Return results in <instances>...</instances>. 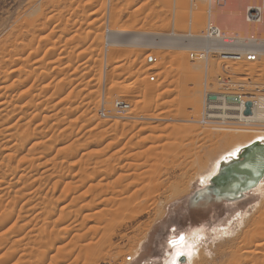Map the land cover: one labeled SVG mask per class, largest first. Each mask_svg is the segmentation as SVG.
Segmentation results:
<instances>
[{"label": "rangeland", "instance_id": "rangeland-1", "mask_svg": "<svg viewBox=\"0 0 264 264\" xmlns=\"http://www.w3.org/2000/svg\"><path fill=\"white\" fill-rule=\"evenodd\" d=\"M221 2H214L218 10L209 17L225 26L226 33L264 31V21L248 25L242 19L244 5H263L264 0L224 1L232 7ZM208 6V2L199 1L193 8L188 0H0V86H5L0 87V100L7 105L0 109V264H26L33 260L31 251L45 238L38 232L39 226L49 214H38L34 205L40 201L53 209L65 184H71V191L65 200L60 199L59 206L81 194L87 182L74 187L81 176L77 171L84 166L91 171L103 157L117 150L122 159L107 160L106 165H137L135 170L144 172L145 181L151 179L153 183H187L178 195L161 203V215L153 217L154 211H150L126 223H116L104 241L100 239L104 247L97 243L102 247L95 253L100 258L94 254L96 260L89 257L87 264H199L202 256L207 264L230 262L247 224H252L250 218L253 220L264 210V191L250 189L233 198H218L211 191L206 192V182L197 175L230 147L232 140L227 139H253L258 131L213 130L196 122L206 75L193 67L184 49L193 46L187 33L203 30ZM106 28L124 30L116 34L111 30L110 34ZM181 63L199 75L197 85L182 80ZM209 64L208 82L213 84L209 88L215 90L223 72L217 59H211ZM231 70L236 76H225L233 81L264 84V56L257 62L233 63ZM151 72L156 76L154 81L148 80ZM192 87L199 89V103L195 113L190 114L185 90ZM116 100L128 103L129 108L118 114L114 109ZM102 110L106 116H101ZM158 113H162L161 117H157ZM109 140L113 144L110 149L106 147ZM97 167L98 170L103 166ZM100 177L86 181L88 185L98 180L105 183L112 176L104 181ZM90 192L80 195L62 215L68 221L75 213L82 223L76 231L87 236L91 231L87 233L85 229L94 219H84V213L99 208L92 205L93 200H99L98 195L95 197L97 192ZM90 194L95 197L93 200ZM69 208L73 213L68 212ZM243 218L249 220L246 226ZM148 220L152 221L149 227H142ZM50 228L51 224L47 226ZM38 235L43 237L39 240ZM87 236L81 240L66 238L68 246L51 243L41 264H83L85 259L78 249L82 243L91 242ZM180 236L189 254L184 250L177 254V261L175 254L169 259L175 244L172 241ZM59 245L65 251L59 250ZM49 256L54 258L50 261Z\"/></svg>", "mask_w": 264, "mask_h": 264}, {"label": "bare ground", "instance_id": "bare-ground-1", "mask_svg": "<svg viewBox=\"0 0 264 264\" xmlns=\"http://www.w3.org/2000/svg\"><path fill=\"white\" fill-rule=\"evenodd\" d=\"M188 1L190 2L191 6L193 8H194L195 4H197V2H199V1L208 2V5H209L208 8L206 9L207 19H206V23L204 25L203 30L200 31L199 33H193V34H192V32L187 33L188 36L191 39L190 43H193L192 44L193 46H189L188 45L184 49L185 51H187L188 59L192 62V64H194L193 67L195 69H197V70H201L202 69L204 71L205 75H206L204 77L205 80L203 82L204 89H203L202 98H201V106H200L201 108H200V112H199V118H198V120L196 119L197 120L196 122L199 123L201 126L208 127V128L213 129V130H226V131H235V132H238V131L255 132L256 130H258L257 132L254 133V135H256V134L257 135L253 139L248 137V139L245 138L246 140H241L240 137H243V135L238 137L240 139H237V140H235L237 137L235 138L233 136L234 137V142H233V138L231 139V137L229 139H227V140L225 139L228 142H229V140H232V142L230 143V147L228 146L229 148L228 149L226 148L224 150L225 153L223 152V154L217 160H215L212 165L210 164V166H209L210 169L209 168L208 169H204V170H206L205 172H202L201 174L197 173V175H199L198 177H199V179H201V181L203 183L206 182V184H207V187L205 189V190H207L206 192L211 191L213 193V195H215V197H218V198L221 197V196H224V195H228L231 192H232V194L235 192V195H231L232 197H227V198H233V196L236 197V196L242 195L244 192H246V191H248L250 189H252V190L254 189V190H257V191H259V190L260 191H262V190L264 191V185H263V183H264V175H261L262 177L260 179V177H258V176L256 177V174H255V172H258V170L260 171L264 167V94H258V95L257 94H252V96H250V94H247L248 96L245 95L247 103H249V107H248L249 111L245 112L248 115H244L243 113H241L239 111L231 112V113H228V112L222 113L221 111H223L225 109L226 104L225 103H221V102H218L220 104V110H214L213 109V104L216 103V102L212 101L211 99H208L209 96L212 97V95L220 93V91L222 89L221 80L230 81L231 85H233V86L237 85V84H243L244 88L246 90H249V89L253 88L254 86H259V87L264 86V84L263 85H260V84H246V83H242V82L233 83L232 82L233 80L231 78H228V77L225 76V74H227V75L230 74L231 76H236V73L231 70V64H233V63L235 64V63H239V62H257V61H259L261 59V57L264 56V31L263 32L262 31L261 32H249V33H244L243 35H240V34H235L234 35L233 31L230 32V33H226L224 31V29H223V28H225V26H221L220 24H218L216 21L213 20L214 18L211 19L209 17V15L213 17V15L216 12V10H218L217 6L215 7V5H214L215 3L214 2L215 1H220V2L222 1L221 3H227V2H224L225 0H188ZM179 3H180V1H179ZM227 4L230 5L229 3H227ZM249 6L258 7L262 11L263 17H262V20H261V22L259 24L251 22V20H249L247 18L246 9ZM263 8H264V4L262 5L261 3H258V2H251V3H248V4L244 5V7L242 9V19H243V21L246 24H248V25H260L264 21L263 20L264 19V10H263ZM191 13H192V11H191ZM207 21L209 23L213 22V25L210 26L209 29L207 28L208 31L207 30L205 31ZM244 29H245V27H244ZM106 30L109 33H110L111 30H114V32L116 34V31L120 32V31H123L124 29L123 30H120V29L117 30V29H113V28H106ZM209 31H211V32H209ZM114 32H113V34H114ZM105 40H106V38H105ZM87 45H89V44H87ZM112 51H114V50H112ZM223 51H235V52L250 51V52H252V53H254L256 55L257 59H255L253 61H249V60H246V59H241V60H237V61H227L226 62V67H225V65L221 62L220 56H219L220 52H223ZM115 52H111V53H115ZM107 54H108V52H107ZM191 54H192V56H191ZM77 58H78V56H77ZM109 59H111V58H109ZM211 59L212 60L213 59H217L219 61V67L221 68V70L223 72V75L220 76L218 78V81L216 82V89L215 90L210 89L211 87L209 88V85H213V84L208 82L209 81L208 80V72H210V71H208V69H210L209 67H211L210 66L211 64H209V61ZM94 65H95V63H94ZM185 65H184V63H181L179 65V70L182 72V73H180V75H182V78H183L182 80H184V81L186 80V81H189V82L191 81L192 83L197 85L199 83V79H200L199 75L195 74L196 72L192 73V71L188 70ZM47 71H48V69H47ZM193 72H194V70H193ZM199 73H200V71H199ZM183 75H185V76H183ZM235 82H237V81H235ZM4 87L3 88L1 87V88L4 89ZM168 90H169V87H168ZM147 92H148V90H147ZM198 93H199V89L197 87L196 88L192 87L190 89L186 88V90H185V96H186L185 98H187V101L190 103V107H191L190 108L191 110L189 111L190 114L195 113L194 111L196 110L197 105L199 103V101H198L199 100ZM149 99H151V98H149ZM3 101H5V100H2V101L0 100V109H1V107L7 106V105L3 104ZM117 101L121 102L124 105V110L125 111L129 108V104L124 102V101H122V100H116L114 102V106H115V103ZM146 103H147V101H146ZM247 103H246V105H247ZM127 105H128V107H127ZM250 105H251V107H250ZM246 108H247V106H246ZM159 114H162V113H158V115ZM158 115H157V117H161L160 115L159 116ZM187 121H189V120H187ZM259 129H262V130H259ZM174 130H176V129H174ZM150 137H151V135H150ZM166 137H167V135H166ZM147 138H149V137H147ZM242 139H244V137ZM110 140L108 141L109 144H107V146H106L109 149L113 145V144L110 143V142H112ZM3 148H6V146L4 145ZM230 148H232V149L230 150ZM237 148H239L240 151L235 156L229 157V153L235 151ZM126 149H127V147H126ZM160 150H161V148H160ZM119 152L117 150V151L112 152L111 154H108V156L103 157L104 160L102 159V161L105 164V163H107L106 162L107 160H114V161L119 160L121 158V156H118ZM153 152H154V150H153ZM251 152H252V154H251ZM125 155H127V154L125 153ZM127 159H128V157H127ZM81 161H82V159H81ZM102 161H99V162H101V164H99V166L98 165L97 166L98 167L103 166V167L102 168L100 167L98 170L96 169V167H97L96 166V167H92L91 171H86L85 170L86 166L83 165L85 167V169H81L80 171H77V173H76V174H79V172H80L81 176L79 175L78 180H76V178H75L77 183L76 182L74 183V184H76V186L74 185V187L76 188L78 185L83 184L84 181L87 182V183H85L86 186H87L89 181H86V180H88V179L92 180V178L93 177L95 178V176L97 177V175L101 176L99 178L100 180L103 179V178L107 179L106 177L109 178L111 176L112 177L114 176L113 178L111 177V179H107V182L105 180V183L102 182V181H101V183H99V180H98L97 183L96 182L95 183L94 182L93 183H89V185L87 187L83 186L85 188V190L80 191L81 194L77 193L76 196H71L70 199L68 198V200H67L68 202L67 203L65 202L64 205L59 206L58 203L60 202V199H64L65 197L69 196L68 194L71 191L70 190L71 189V184H65V186L62 188L60 193H58L59 195L55 198V201H54L53 206H52L53 209H48V208L44 207L43 204L40 201L38 202V205L37 204L34 205V206H37L36 208L38 209L37 210L38 214H43V212H46V211L49 214H48V216H45V217L48 218V220L44 217L45 219H43V221L41 222L42 224L39 226V229H38L39 230L38 232H41L43 234V236L45 237V238H42V239H44V241L43 242L41 241V245L38 244V247L36 249L34 248V250L31 251V253L33 254V256L35 258L33 260H29V261L26 260V261L29 262V263L27 262L28 264H41V263H43L42 262V261H44L43 258H45V257L47 258V255H48L47 252L51 249V247H49L51 245V243L52 244L61 243V245L64 246L65 244L67 245V243H66L67 239L66 238H68V237L70 238V240L76 239V238L77 239L80 238V240H81V238H84L85 236H87L84 233H83L84 235H82V233H79V232L76 231V229H77L76 227L80 225V221H78V219L76 218L78 216H76L75 213H74L75 217L72 218L71 220H68L69 222L65 220V218L67 216L65 218L62 216V215H64L63 213H64V211H66L67 206L69 207V205H72V203L80 195H84L85 196L86 193H89L92 189H93V191H94V188L98 189V190H96V192L98 194L94 191V193H96L95 194L96 196L95 195L94 196L95 197H97V195L99 196L98 202H95L93 200L95 198V197L92 196L94 193L90 192L92 194V195L91 194L90 195L93 197V198H91V196H90V198L95 203V204L92 203V205L94 206V208H95V206L97 208L99 207L98 210L96 209V211L94 212V209H93V211H91L93 213H90L88 211H87V213H84V219H92L93 218L95 220V221L94 220H92V221L89 220V221L93 222L94 224L92 223V224L88 225L86 229L84 228L86 230V232L87 231H91V235L90 236L88 235L89 239L91 240V242L89 240L88 242H90V243H86V244L82 243L81 246L79 245L80 243H78L77 245L80 246L79 249H78L79 251L76 250V252L78 251L79 253H81V255L83 257V260L85 259L84 260L85 262L84 261L83 262L85 264H87L86 263V259L87 258L89 259V257L96 260V258H94V257L96 255L98 256L99 254H95V253H97L99 249L102 250L101 248L104 247V245H105L104 242L103 243L100 242V239H102L101 241H104V239L108 235L107 232L111 228L115 227L116 223L118 224L119 222H123V221H125V223H126L127 220H134V218H136L138 215L146 213V212L149 213L150 211H154L153 215H152L153 217L156 216V215H159V214L161 215L162 214L161 203L165 202L166 200L168 201L169 198H173L174 196L178 195L183 190V187H184L185 183H187V181L185 180V181H180V182H174V183H172L169 186V185H165L162 182H154L153 183L152 182L153 180H151V179L149 181H147V180L145 181V179H144L145 176H142L144 172L143 173L141 171L137 172L135 170V167L137 165L135 167L134 166L130 167V165H127L129 167L125 168V165H122V163L120 165H106V164L102 165ZM93 164H94V162H93ZM110 164H112V162H110ZM113 164H114V162H113ZM126 164H128V160H127ZM130 164H131V162H130ZM42 165H43V163H42ZM86 165H88V164H86ZM95 165H96V161H95ZM36 167L38 168V166H36ZM232 169L236 170L235 174L230 173L231 172L230 170H232ZM83 170H85V171H83ZM148 173H150V172L148 171ZM76 174H75V176H76ZM150 174H152V173H150ZM51 176H52V174H51ZM75 176H73V177H75ZM259 176H260V174H259ZM207 180H208V182H207ZM213 180H215L216 182L213 183ZM103 181H104V179H103ZM248 182H250V183H248ZM55 183H56V181H55ZM214 184H217V185H221L222 184V185H224V186H220L222 188L221 189L222 190L221 194L217 193V191H214V192L212 191ZM68 187H70V189ZM240 188H242V189H240ZM238 189H240L238 192L237 191H233V190H238ZM202 193L204 194L205 192H202ZM80 198H84V197L81 196ZM162 198H164V199L162 200ZM97 199L98 198H96V200ZM88 200H89V198H88ZM91 200H89V201H91ZM86 202L84 201V204H86ZM89 204L91 205L90 202H89ZM57 206L59 208H57ZM80 207L81 206H79V209H81ZM72 208H75V207H72ZM82 208L86 209L87 207L83 206ZM68 212L73 213L72 210L70 211V208H69ZM82 212H84V211H82ZM53 217H55V218L53 219ZM71 217H72V215H71ZM250 219H251L250 221H252V224L250 222L248 223V221H249L248 218L246 220H244V218L241 219V220H243L242 223L244 224V226H246V224L248 223L247 224V229H245L243 231L244 235L242 236V239H241L242 242L240 243V245H238L239 247L236 248V250L237 249L238 250L237 251H235V250L233 251L232 258H231L230 262H228L226 264H264V210H262V212H260V214L257 215L256 218L254 217L253 220H252V218H250ZM151 220H152V218H151ZM151 222H150V220L146 221L144 223V225L142 224V227L150 225L149 223H151ZM50 224H51V228L48 230L47 226L50 225ZM249 224H251V225H249ZM81 225H82V223H81ZM120 225H119V227H120ZM139 226H140V223H139ZM71 230H73L75 232H73ZM111 231H113V230L111 229ZM106 233H107V235H106ZM38 236L40 237L39 240L41 239V237H43L42 235H38ZM110 236H108V237H110ZM139 236H140V234H139ZM138 237H136V238H138ZM94 238H95V240H94ZM64 239H65V242H63ZM106 241H109V240L106 239ZM136 241H138V240H136ZM98 242H100L101 244L98 243ZM34 243H36V240H35ZM97 243L99 245H103V244L104 245L99 248V245ZM68 244H69V239H68ZM133 244H135V243H133ZM63 246H60V248L62 247L61 249L58 246L57 247L59 248V250H62L64 248ZM57 247H56V249H57ZM135 247H137V246H135ZM63 250L65 251V249H63ZM184 250H186L184 253L189 254V251H187V244L186 243H184L183 245L178 246L177 248L173 249V251L168 255L169 259L175 254L176 255L175 260L177 261L178 260L177 254H179L181 252L183 253ZM189 250H191V249L189 248ZM122 251L123 250H121V252ZM130 251H131V249H130ZM130 251L128 249V252H130ZM78 252L76 254L78 256H80ZM69 253H71V252H69ZM99 253H100V251H99ZM71 254H69V255H71ZM94 254H95V256L93 257ZM101 255H102V252H101ZM128 255H131V254H128ZM198 255H199V257H201L202 256L201 252ZM28 258H30V257H28ZM50 258L51 259H49V260L51 261L54 258V256H51ZM99 258H100V255H99ZM75 259L78 260L77 258H75ZM200 259L201 260H200L199 264H207V262H205V258L203 256ZM62 260H64V259H62ZM60 261H59V263H60ZM89 261H91V259ZM89 261L87 260V262H89ZM55 263H56V260H55ZM47 264H49V263H47ZM80 264H81V262H80ZM169 264H172V263L170 262Z\"/></svg>", "mask_w": 264, "mask_h": 264}, {"label": "built area", "instance_id": "built-area-1", "mask_svg": "<svg viewBox=\"0 0 264 264\" xmlns=\"http://www.w3.org/2000/svg\"><path fill=\"white\" fill-rule=\"evenodd\" d=\"M246 16L249 20H251V22L259 24L262 20L263 14H262V11L258 7L249 6L246 9ZM212 25H213V22L209 23L207 21L205 31L206 30L208 31L209 27ZM209 32H211V31H209ZM191 56H192V54H191ZM219 56H220L221 62L225 65V67H226L227 61H237V60H241V59L253 61V60L257 59L256 55L250 51H245V52L223 51V52H220ZM155 77L156 76H155L154 72H151L148 76V80L154 81ZM232 82L238 83L235 81H232ZM221 85H222V89H221L220 93L212 95V97L209 96L208 99H211L212 101L216 102L213 104L214 110H220V104L218 102L225 103L226 106H225V109L223 111H221L222 113H225V112L231 113V112L239 111V112L243 113L244 115H248L245 113L246 103H247L245 95L250 94V96H252V94H257V95L258 94H264V89H263L264 86H262V87L254 86L253 88L246 90L244 88L243 84H237V85L233 86V85H231L230 81H226V80L225 81L221 80ZM127 107H128V105H127ZM250 107H251V105H250ZM114 109L118 114H122L125 111L124 105L119 101H117L115 103ZM100 114H101V116H105L106 112L104 110H102V111H100ZM128 260H131V259L129 258Z\"/></svg>", "mask_w": 264, "mask_h": 264}, {"label": "water", "instance_id": "water-1", "mask_svg": "<svg viewBox=\"0 0 264 264\" xmlns=\"http://www.w3.org/2000/svg\"><path fill=\"white\" fill-rule=\"evenodd\" d=\"M247 108H246V111L245 112H248L249 110H248V107H249V103H247ZM251 154H252V152H251ZM231 172L230 173H233V174H235V172H236V170H230ZM255 174H256V177L258 176V177H260V179H261V175H264V167L259 171L258 170V172H255ZM259 174H260V176H259ZM259 179V178H258ZM216 181L215 180H213V183H215ZM251 182V181H250ZM250 182H248V183H250ZM226 185V184H225ZM220 186H224V185H217V184H214V186H213V192L214 191H217V193H219V194H221V192H222V188L220 187ZM240 189H242V188H240ZM240 189H238V190H233V191H239ZM230 195V196H229ZM231 195H235V192L232 194V192L230 193V194H228V195H224V196H221V197H232ZM221 197H219V198H221ZM233 197H235V196H233Z\"/></svg>", "mask_w": 264, "mask_h": 264}, {"label": "flooded vegetation", "instance_id": "flooded-vegetation-1", "mask_svg": "<svg viewBox=\"0 0 264 264\" xmlns=\"http://www.w3.org/2000/svg\"><path fill=\"white\" fill-rule=\"evenodd\" d=\"M203 194V193H202ZM198 195H200V193H198ZM201 196V195H200ZM180 237H182V236H180ZM173 243H175L172 247H173V249H175V248H177L178 246H181V245H183L184 243H185V240L183 241H181V239L180 238H175L173 241H172ZM172 249V250H173ZM178 258H179V256H178Z\"/></svg>", "mask_w": 264, "mask_h": 264}, {"label": "snow or ice", "instance_id": "snow-or-ice-1", "mask_svg": "<svg viewBox=\"0 0 264 264\" xmlns=\"http://www.w3.org/2000/svg\"><path fill=\"white\" fill-rule=\"evenodd\" d=\"M240 151L239 148H237L235 151L229 153V157L235 156ZM181 241L183 240V237H180Z\"/></svg>", "mask_w": 264, "mask_h": 264}]
</instances>
